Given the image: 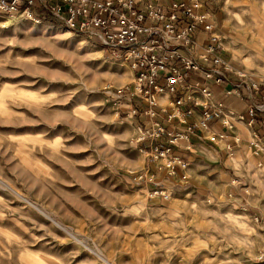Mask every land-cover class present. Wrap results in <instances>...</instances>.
Returning a JSON list of instances; mask_svg holds the SVG:
<instances>
[{
  "label": "rangeland",
  "instance_id": "1",
  "mask_svg": "<svg viewBox=\"0 0 264 264\" xmlns=\"http://www.w3.org/2000/svg\"><path fill=\"white\" fill-rule=\"evenodd\" d=\"M213 13L228 56L264 82V0ZM48 19L0 15V264H264V157L245 125L232 154L180 149L188 179L152 196L132 70Z\"/></svg>",
  "mask_w": 264,
  "mask_h": 264
},
{
  "label": "built area",
  "instance_id": "2",
  "mask_svg": "<svg viewBox=\"0 0 264 264\" xmlns=\"http://www.w3.org/2000/svg\"><path fill=\"white\" fill-rule=\"evenodd\" d=\"M214 1L0 0V15L40 21L42 12L130 67L140 104L129 110L139 112V142L152 144V162L136 180L150 183L152 196L170 200L167 180L188 179L179 151H193L196 140L228 142L232 154L244 141V124L250 147L264 157V82L228 56ZM217 88L246 102L245 111L225 107Z\"/></svg>",
  "mask_w": 264,
  "mask_h": 264
},
{
  "label": "crops",
  "instance_id": "3",
  "mask_svg": "<svg viewBox=\"0 0 264 264\" xmlns=\"http://www.w3.org/2000/svg\"><path fill=\"white\" fill-rule=\"evenodd\" d=\"M216 92H217V97H218V99L220 100H222V99H226L224 96H223V93H222V90L220 89V88H217L216 89ZM161 102L162 103H165L166 102V100L164 99V98H161ZM236 100V99H235ZM237 101H239V100H237ZM240 107L242 108V105H240ZM234 109V108H233ZM236 111H238L239 109H235Z\"/></svg>",
  "mask_w": 264,
  "mask_h": 264
},
{
  "label": "trees",
  "instance_id": "4",
  "mask_svg": "<svg viewBox=\"0 0 264 264\" xmlns=\"http://www.w3.org/2000/svg\"><path fill=\"white\" fill-rule=\"evenodd\" d=\"M38 16H40L45 21H48L49 20L48 17L44 16V14L42 12H39L38 13Z\"/></svg>",
  "mask_w": 264,
  "mask_h": 264
}]
</instances>
